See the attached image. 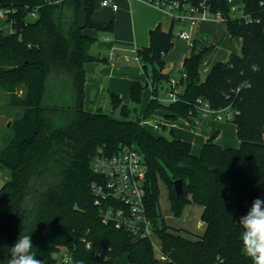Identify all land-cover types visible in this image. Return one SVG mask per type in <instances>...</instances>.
<instances>
[{
	"label": "trees",
	"instance_id": "trees-1",
	"mask_svg": "<svg viewBox=\"0 0 264 264\" xmlns=\"http://www.w3.org/2000/svg\"><path fill=\"white\" fill-rule=\"evenodd\" d=\"M52 1L0 0V6L18 8L16 32L0 34V87L9 95V106L20 108L0 148V166L8 171L0 186V264H7L20 234H31L33 252L43 264H117L125 254L130 264H253L242 252L238 220L249 202L264 198V0H235L251 22L228 0L209 1L211 11L222 14L226 36L241 38L240 51L216 62L202 78L200 66L214 44L193 42L180 71L186 74L180 80L183 89L168 104L158 91L170 78L165 57L178 23L173 20L169 30L151 29L149 45L136 49L145 81L132 84L133 105L110 93L120 117L85 108V65L99 59L91 49L99 33H114L115 19L95 18L100 0ZM26 5L39 12L29 23ZM149 83L153 96L143 115L133 117ZM200 101L238 111L232 121L239 146H223L214 134L194 154L192 143L175 130L168 137L143 124L158 109L172 120L198 116ZM133 144L147 164V213L160 252L152 237L104 222L91 188L99 179L91 166L98 149L112 152ZM158 177L168 185L176 216L191 203L203 206L204 233L171 229L161 211ZM176 179L184 182L180 196ZM59 253L71 261H60Z\"/></svg>",
	"mask_w": 264,
	"mask_h": 264
},
{
	"label": "crops",
	"instance_id": "crops-1",
	"mask_svg": "<svg viewBox=\"0 0 264 264\" xmlns=\"http://www.w3.org/2000/svg\"><path fill=\"white\" fill-rule=\"evenodd\" d=\"M116 1L119 3V9L117 11H113L109 7H101L102 9L97 10L95 14V18L101 21H108L113 17L115 19V31L112 36L110 34H105L104 36H102V41H99L100 38L98 36L97 48L99 49V52L96 51L93 53L96 54L99 59L88 62L85 65V108L90 111H96L99 108H102L104 101H106L107 104H111V92L118 93L123 99L124 103L128 104L129 102H131L130 89L132 84L137 80L145 81V78L141 73V64L139 65L140 62L138 61V63L136 61L137 65L132 63L129 59L128 53L133 52L136 54V49L149 45L151 29L160 26L164 30H169L173 21L170 12L160 9L145 1ZM84 18H81L80 22H83ZM223 23L225 24V29L220 34L219 27ZM226 29L227 25L224 21L208 19L204 23L201 22L197 27V36L199 37L201 32H206L214 35L215 40L216 38H218L216 37V34L217 36L221 35V44L232 42L234 37L226 36ZM92 34L96 35L94 31L92 32ZM185 41L187 42L186 49L182 51L179 49L177 51V54L175 49H171V53V50L169 51V53L165 57L166 64L170 62L172 58L178 56L177 59H179V63L182 62L180 68L183 67L184 59L190 52V49L188 48V44L190 45V43L187 40ZM212 50H210L205 55V63L207 62V55ZM135 57H137V55ZM164 71L169 73L170 75L174 73L168 71L167 68H165ZM168 86L169 83L166 80L165 83H160L158 91L159 100L166 104L169 103V101L166 100V91L168 89ZM182 89L183 86H180L179 91H182ZM152 96L153 88L150 87L149 99L147 100L148 102ZM162 110H156L151 116V118L153 116L155 118V114H159L160 116L164 117V119L160 118L157 121V124H155L154 126L162 130H175V132L181 138L192 143V150L194 154H199L206 139L213 136L214 134H216L215 140L223 146L237 147L240 144V139L237 135V125L233 121L219 120L214 117L203 118L200 116H193L190 118L179 116L176 120H172L166 117V110ZM144 111H141L142 115ZM151 118L147 119L146 126L153 132H157L149 127L152 125ZM179 119H183L184 121L179 126L178 132L174 128L178 126L176 121ZM251 203L252 202H249L248 207H250ZM193 204L196 203H191L189 204V206ZM203 226L205 227V222L198 221L197 229H200ZM118 259L117 264H119Z\"/></svg>",
	"mask_w": 264,
	"mask_h": 264
},
{
	"label": "built area",
	"instance_id": "built-area-1",
	"mask_svg": "<svg viewBox=\"0 0 264 264\" xmlns=\"http://www.w3.org/2000/svg\"><path fill=\"white\" fill-rule=\"evenodd\" d=\"M53 2L52 0H49ZM160 9L170 12L174 21L178 24L188 25L190 29L198 27L199 24L210 18L223 21L220 12L211 11L210 0H200L195 5L186 0H142ZM232 9L240 17L248 22L253 19L245 14L243 9L235 3V0H228ZM55 2V1H54ZM100 7H109L113 11L119 9L116 0H100ZM26 11L24 19L26 23L36 20L39 16L37 8L24 6ZM18 8L14 5L0 6V34H14L16 32ZM33 17V18H32ZM179 37L192 42V32L179 29ZM140 62L139 57H136ZM205 62H203L204 64ZM141 64V62H140ZM142 67V64H141ZM186 76L184 72L178 75H170L166 100L176 101L179 94L181 77ZM200 117H214L219 120L232 121L238 111L230 105L222 108H214L209 102L200 101L197 107ZM192 117V116H191ZM197 117V116H196ZM147 124V120L143 121ZM91 166L93 171L99 175L97 181L92 182L91 188L95 196V203L101 207V215L104 222H113L119 228H126L134 234H144L152 237L154 227L147 213L146 206V177L147 164L143 153L135 145H122L110 152L100 147L93 157ZM90 246V243H87ZM161 251V247H157ZM60 261L69 263L70 257L63 253L58 257Z\"/></svg>",
	"mask_w": 264,
	"mask_h": 264
},
{
	"label": "rangeland",
	"instance_id": "rangeland-1",
	"mask_svg": "<svg viewBox=\"0 0 264 264\" xmlns=\"http://www.w3.org/2000/svg\"><path fill=\"white\" fill-rule=\"evenodd\" d=\"M102 9L100 6L97 8V10ZM84 13L83 11L80 14V19L84 18ZM33 18V17H32ZM212 18H210L209 20H211ZM214 20V19H213ZM207 21L204 20L202 21L203 23ZM225 24L223 23L220 27H219V33L221 34L224 29H225ZM179 29H185L188 31L192 32V42H195L197 40V46L200 47V43L201 42H207L209 44H214V47L211 49L212 51L207 55L206 60L207 62L202 64L200 66V71H201V75L202 78H205L209 69L212 67V65L219 61V60H228L230 57V54L232 52H239L240 48H241V42H240V38L239 37H234L232 42H226V43H220V38L221 35L216 34V40L214 35L209 34V33H200L199 37L197 36V27L190 29V27L188 25H182V24H177L175 29H174V45H173V49L176 50V54L177 51L180 49L181 51L186 49L187 47V42L182 39L181 37L178 36L177 34V30ZM113 33H110V35L112 36ZM105 33H99V41H102L103 39L101 38L102 36H104ZM97 43L98 41L95 42V44L92 47V52H99V49L97 48ZM188 48L191 51V46L188 44ZM172 50L170 51V53L172 52ZM210 51V50H209ZM208 51V52H209ZM103 52V51H102ZM207 52V53H208ZM190 53V52H189ZM206 53V54H207ZM129 54V59L131 60L132 63L136 64V61L138 62L137 58L135 57L136 54L135 53H128ZM205 54V55H206ZM178 56H175L174 58L171 59L170 62L167 63L166 68L168 69V71L170 72H174L173 76L178 75V73L180 72V70L182 68H180L182 62L179 63V59H177ZM139 63V62H138ZM137 65V64H136ZM140 65V63H139ZM141 69V73H142V67ZM148 72L151 74L152 72V67L148 66ZM143 74V73H142ZM143 77L145 78V75H143ZM165 81H163V83H165ZM152 87L151 83L148 84V86L143 90V95H142V101L141 103L138 105L137 110L133 113V117H138V116H142V112L144 111V109L146 108V104H147V100L149 99V88ZM9 101V95L7 94V92L0 87V148L3 146L4 140L9 138L10 135L12 134L11 131V123L13 122L14 118H15V114L17 112L20 111V108H11L8 104ZM128 104L133 105L131 102H129ZM102 110L104 112L107 113H113L115 116L120 117V112L119 110H113L111 104H107L106 101L103 102L102 105ZM162 110V109H160ZM163 111V110H162ZM163 118V116H160L159 114H155V118L154 116L151 118V122L152 125L149 126L151 127V129H154V131H157L159 133L165 134L168 137H170V130H162V129H158L156 128V126H154L155 124H157V121ZM183 119H179L176 121V123L178 124V126L174 129H176L179 132V126L181 125V123H183ZM169 122V121H168ZM8 175V171L3 169L0 166V186L4 183L5 178ZM158 183H159V187H160V203H161V211H162V215L165 217L167 223L171 226L172 230H177L179 228H184V229H188L189 231H192L194 233H204L205 227L203 226L200 229H197V223L198 221H202V211L203 208L201 205L198 204H193V205H188L184 211L182 212V214L180 216H176L172 209H171V204H170V200H169V188L168 185L166 184V182L158 177ZM184 231V230H183ZM184 233V232H183ZM152 241L155 245V247H159L161 245V241L159 239V237L157 235H152ZM60 255H63V253H59L58 257H60ZM119 264H130L128 257L125 255L121 256L118 259Z\"/></svg>",
	"mask_w": 264,
	"mask_h": 264
},
{
	"label": "clouds",
	"instance_id": "clouds-1",
	"mask_svg": "<svg viewBox=\"0 0 264 264\" xmlns=\"http://www.w3.org/2000/svg\"><path fill=\"white\" fill-rule=\"evenodd\" d=\"M238 224L242 229L240 237L243 254L251 258L253 264H264V198H255L248 211L239 218ZM33 248L31 234H20L10 247L7 264H43ZM77 264L84 262L78 261Z\"/></svg>",
	"mask_w": 264,
	"mask_h": 264
},
{
	"label": "water",
	"instance_id": "water-1",
	"mask_svg": "<svg viewBox=\"0 0 264 264\" xmlns=\"http://www.w3.org/2000/svg\"><path fill=\"white\" fill-rule=\"evenodd\" d=\"M174 189L178 196L182 195L184 191V182L182 179L174 180Z\"/></svg>",
	"mask_w": 264,
	"mask_h": 264
}]
</instances>
